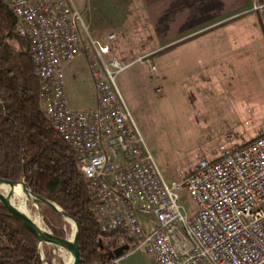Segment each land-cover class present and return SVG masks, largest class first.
Here are the masks:
<instances>
[{
  "label": "built area",
  "instance_id": "1",
  "mask_svg": "<svg viewBox=\"0 0 264 264\" xmlns=\"http://www.w3.org/2000/svg\"><path fill=\"white\" fill-rule=\"evenodd\" d=\"M6 2L29 43L40 105L73 153L100 230L119 233L126 254L145 248L153 264H264V124L254 139L231 135L214 158H197L182 181L167 182L115 85L125 65L105 60L116 35L92 38L71 0ZM258 2L253 10L264 11ZM79 57L96 102L75 108L64 68ZM183 187L192 211L179 202Z\"/></svg>",
  "mask_w": 264,
  "mask_h": 264
},
{
  "label": "rangeland",
  "instance_id": "2",
  "mask_svg": "<svg viewBox=\"0 0 264 264\" xmlns=\"http://www.w3.org/2000/svg\"><path fill=\"white\" fill-rule=\"evenodd\" d=\"M71 1L90 36L103 39L110 33L116 35L105 60L109 62L115 57L125 65L116 74L115 85L167 182L182 181L197 158H214L217 149L227 143L229 136L232 135L238 144L257 136V126L264 124V80L255 78L252 84L248 77L253 73L258 76L264 73V29L249 30L253 38L246 42L232 36L236 31L228 28L211 31L210 39H181L155 54H148L143 50H151L162 38L140 37L129 30L124 32V29L133 25L135 13L149 19V7L130 6L128 0ZM261 3L264 0H259L258 4ZM253 12L264 15V11ZM176 20L173 33L177 34L180 27L190 25L184 18L181 21V15H177ZM81 32L83 36L86 33L83 28ZM207 40H211L214 48H223V51L219 48L213 54L221 59L217 64V70L221 71H213L212 74L203 72L206 65L203 55H195L194 63L189 66V53H184L190 47L198 49L203 46L202 41ZM85 61L83 72L89 73L86 57ZM232 63L239 67L234 77ZM83 77H73L68 81L71 93L77 83H85L86 76ZM179 202L188 211L195 209L186 187L180 191ZM28 209L33 219L51 231L43 220L42 208L29 204ZM141 219L144 222V218ZM54 222L62 228L64 236L71 234L70 223L62 217ZM52 250L50 263L45 259L48 264H66V250L61 247ZM40 252L45 258L42 246ZM117 263L153 264V261L147 250L142 248L133 254L123 253L117 258Z\"/></svg>",
  "mask_w": 264,
  "mask_h": 264
},
{
  "label": "trees",
  "instance_id": "3",
  "mask_svg": "<svg viewBox=\"0 0 264 264\" xmlns=\"http://www.w3.org/2000/svg\"><path fill=\"white\" fill-rule=\"evenodd\" d=\"M15 26L6 0H0V177L23 179L34 194L56 203L78 222L81 264H118L113 251L126 241L117 232L100 230L73 153L40 105L29 43L16 34ZM41 208L52 233L64 236L54 222L61 216L44 205ZM42 248L50 263L52 247ZM0 264H44L34 234L2 204Z\"/></svg>",
  "mask_w": 264,
  "mask_h": 264
},
{
  "label": "crops",
  "instance_id": "4",
  "mask_svg": "<svg viewBox=\"0 0 264 264\" xmlns=\"http://www.w3.org/2000/svg\"><path fill=\"white\" fill-rule=\"evenodd\" d=\"M128 2L130 6L149 7L150 9L147 12L151 13V16H149V19H146V17H139L135 13L133 25L130 28L124 29V32L128 33L129 30L140 37L162 38V41L154 46V48H151V50H143L148 54H155L161 48L168 47L181 39L192 40L197 38L196 41L202 38L210 39L212 33L209 32L211 31L214 33L228 28L229 30L236 31V34L234 33L235 35L232 36L242 39V42H246L252 37L251 29L258 27L264 29V15L253 12V0H128ZM128 12L130 13L131 11ZM177 15H181V21L184 18L190 25L180 27L181 30L176 34L173 33L175 31L173 22L177 21ZM91 37L97 38L94 36ZM258 38L261 39L260 36ZM210 41H202L203 46H200L198 49L193 47V50L190 47L189 49H185L186 51L184 52L186 54L189 53V66L194 63L195 55H203L206 61L203 72L206 74H212L211 72L213 71H221L217 70V64L221 59L213 54L216 50L219 51V48L223 51V48H214ZM250 43L252 42L250 41ZM85 63V58L79 57L64 68L66 92L71 107H85L94 105L96 102L90 74L83 72ZM232 67L233 71L231 73L234 77L238 73L239 67L235 63H232ZM84 75L86 76L85 83H77L71 93L70 91L72 90L67 86L68 81L73 77L82 78ZM248 78L252 84L255 83V78L263 81L264 73H261L259 76L253 73ZM71 100H73V103Z\"/></svg>",
  "mask_w": 264,
  "mask_h": 264
},
{
  "label": "water",
  "instance_id": "5",
  "mask_svg": "<svg viewBox=\"0 0 264 264\" xmlns=\"http://www.w3.org/2000/svg\"><path fill=\"white\" fill-rule=\"evenodd\" d=\"M5 188H8V190L5 191ZM16 189L20 191L19 200L15 193ZM0 204L4 205L12 217L21 222L28 231L34 234L38 242L40 258L44 264H48V262L41 255L40 249L42 245H47L54 249L57 247L64 248L68 256L66 264H81L79 248L80 226L72 216L56 203L34 194L23 179H4L0 177ZM29 204H33L39 209L44 205L58 213L64 220L70 223L71 234L69 236H56L51 231H39L35 219L27 211ZM128 249L129 246L125 244L115 249L113 254L119 257L128 251Z\"/></svg>",
  "mask_w": 264,
  "mask_h": 264
},
{
  "label": "bare ground",
  "instance_id": "6",
  "mask_svg": "<svg viewBox=\"0 0 264 264\" xmlns=\"http://www.w3.org/2000/svg\"><path fill=\"white\" fill-rule=\"evenodd\" d=\"M6 190L5 191H7L8 190V188H5ZM15 193H16V195H17V199H18V197H20V191L18 190V189H16V191H15ZM19 200V199H18ZM28 211V213L30 214V210L28 209L27 210ZM35 219V218H34ZM35 222H36V224H37V226H38V230L39 231H44V232H47L48 230H46V228H44V226H42L37 220H35ZM67 253V252H66Z\"/></svg>",
  "mask_w": 264,
  "mask_h": 264
}]
</instances>
